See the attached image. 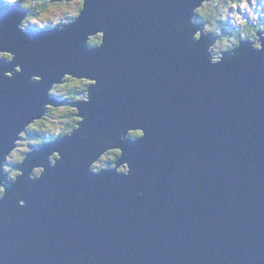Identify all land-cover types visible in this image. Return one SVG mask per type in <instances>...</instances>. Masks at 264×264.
<instances>
[{
  "label": "water",
  "instance_id": "water-1",
  "mask_svg": "<svg viewBox=\"0 0 264 264\" xmlns=\"http://www.w3.org/2000/svg\"><path fill=\"white\" fill-rule=\"evenodd\" d=\"M208 1L85 0L63 31L39 32L17 28L18 3L0 6V51L14 57H0V264H264V50L239 41L244 54L217 65L197 55L217 40L188 23ZM98 30L99 48L83 46ZM14 65L21 72L4 77ZM65 72L96 81L88 103L46 94ZM45 103L83 122L26 153L8 181L17 133ZM125 131L141 135L120 142ZM105 146L131 175L89 171ZM35 166L45 171L30 180Z\"/></svg>",
  "mask_w": 264,
  "mask_h": 264
},
{
  "label": "clouds",
  "instance_id": "clouds-1",
  "mask_svg": "<svg viewBox=\"0 0 264 264\" xmlns=\"http://www.w3.org/2000/svg\"><path fill=\"white\" fill-rule=\"evenodd\" d=\"M211 1V0H210ZM0 3H3V4H15L16 3V0H0ZM252 3H255V0H252ZM72 4L74 5L75 7V10L70 12L69 15L67 16H64L60 21H58L57 23H54V24H46V25H43V26H35L34 24H29L26 20L24 19H21L20 22L17 24V28L21 31H24V32H27L25 29L28 25H34L36 27V29H34V31H43V30H56V31H63L65 26L74 22L81 14L82 12V9L84 8V5H85V0H72ZM205 4V3H204ZM203 4V5H204ZM202 5V6H203ZM25 7H28V4L26 3L24 5ZM201 6V7H202ZM228 6L232 7L233 9H235V7L237 6L235 3L232 2V0H228ZM199 7L198 9L194 11H191V16L189 17V25L191 27H195L197 25V23H202L204 25L205 28H207V21H202V20H199L198 18H196L197 16V12L198 10L201 8ZM239 7H241L242 9H245L249 12V16L252 20H255L256 17L255 15H253L251 13V10L248 8V4H247V0H241L240 4H239ZM20 8V7H19ZM20 10L22 11H25L26 12V16L28 15V11L26 10H23L20 8ZM224 12L227 11V9L225 8L223 10ZM25 16V17H26ZM232 16L236 22L237 25H234L232 23V19L229 18L227 21L226 20H221V26L220 25H215L217 26V30L216 31H209V29L207 31H204L205 29H203V33L204 34H212L214 35L215 37H217V40L219 41H222L223 39H225L228 36H230L231 34L229 33L228 29H233V30H242L243 28H248V30H254L253 33H256V32H264L262 30H259V25L258 23H253V22H250V26L248 25L249 22H246V25H244V21L239 17V15H236L235 12L232 13ZM221 19H223V16L220 17ZM224 26V30H221V27ZM262 27H264L262 25ZM215 28V27H214ZM216 29V28H215ZM261 29V28H260ZM181 30V26L178 25L177 28H176V31H180ZM189 29H184V31H188ZM97 32H103V30H98V31H95L94 33H90V34H87L84 38V40L82 41V45L85 46V47H88V48H99V47H94L92 45H90V43L88 42L89 39L92 37L93 34L97 33ZM215 32V33H214ZM250 32V33H251ZM249 33V35H250ZM246 34V33H245ZM264 34V33H263ZM263 34H260V36L262 38H260V40L254 44H251L250 45V48L251 50H254V51H262L264 50V43H262V39H264V36ZM256 37V35H255ZM246 38H249V37H246ZM251 39V38H250ZM201 40V29L200 28H195V30L192 31V34H191V38L190 40L188 41V47L189 48H192L193 46V42H198ZM239 41H249L245 38H240ZM238 41V42H239ZM238 42L237 44H233L232 48L230 50H224V51H219V52H216L215 51V45H209V44H206L205 47L201 48V49H198L196 54L199 55V56H203V57H206L207 59V62L210 64V65H217L219 63H222L224 60H227L229 63L233 62L234 60H238L240 58L241 55L244 54L243 50L240 49V46H238ZM250 43H252V41H249ZM240 49L239 52H237V50ZM8 51H0V56H4V57H12L11 59H7L9 61H12L14 59L13 56H9L8 55ZM215 53V54H213ZM21 72V68L19 65H14L12 70L10 72H4L3 73V76H5V73L8 74L7 77H11L13 73H20ZM69 75L73 76V77H77V76H74L68 72H65L61 77H60V81L59 82H52L50 87L47 89V95L48 96H51V97H54L56 98L59 102H63V103H73L75 101H79V102H84V103H88L89 102V93H88V90L87 88L82 90L81 92L79 93H82L80 95L77 96V100H74L73 102H67L65 101L64 99H60L58 96L55 95L56 93V89L57 87L59 86L60 82L63 81V79L67 76L69 77ZM6 77V78H7ZM80 77H83V76H80ZM41 80V77L38 76V75H32L29 77V82L32 83V82H38ZM92 81H95L93 79H90ZM96 82V81H95ZM94 83V82H93ZM92 83V84H93ZM96 84V83H95ZM91 85V84H90ZM77 93V94H79ZM49 105V103H45L43 104L42 106V112L44 111V109ZM75 109V108H74ZM47 111H48V108H47ZM83 116L80 115V118H79V122L76 123V124H73L71 127L69 128H65V129H61L59 132L56 133V136L54 137V139L56 140L57 138H63V137H66V136H70L74 131H77L79 129V126L80 124L83 122ZM27 125V124H26ZM25 125V127H26ZM24 127V128H25ZM29 127V126H28ZM27 127V128H28ZM133 132V131H131ZM130 132V133H131ZM137 132V131H135ZM21 131H19L17 133V136L19 137ZM29 132L28 130L26 129L25 131V134L27 135ZM141 135V134H140ZM85 139H88V137L86 136ZM119 140L120 142H124L126 140H131L128 138L127 136V131L124 132L123 135H121L119 137ZM52 141V140H51ZM48 142V141H47ZM19 143V139H16L14 141V147H12V149L8 152L9 154L13 153L14 150H15V145ZM46 143V142H44ZM44 143L40 144V146H42ZM95 143L97 144H101V143H104V141L102 140V138H97L95 140ZM39 148V147H38ZM38 148H35V149H38ZM111 148H117V147H110V146H105V149L100 152L98 154V156L91 161V163L88 165V169L91 173L93 174H97L99 172H101L102 170H108V169H114L115 170V173L117 174H123L124 176H129L131 175V172H130V168H129V164L128 162H122L119 167H114V166H111L108 164L107 161H105V166L104 167H100L98 165V161L102 158V154L104 153H107L109 149ZM119 148V147H118ZM34 149V150H35ZM56 152V151H55ZM57 153V156H56V159L53 163L49 164V166H54L55 165V162L57 160L60 159V155L58 152ZM49 156L47 157V160H48ZM55 158V157H53ZM53 158L51 157V161H53ZM122 166V167H121ZM0 167H2V165H0ZM35 167H41L43 169L42 173L45 171V169L42 167V166H35ZM3 172V171H2ZM5 173V172H3ZM22 175V172L19 170V169H16L10 173L7 174L6 176V179L8 181H11V182H15L16 179H17V176H21ZM42 174H38L36 176H33L32 172L30 171L28 173V178L30 180H35V179H38L39 177H41ZM151 182V178H150V181ZM118 186V185H116ZM6 194V188H5V182L4 181H0V199H2ZM142 195L141 192H137L136 193V196L137 197H140ZM21 196V193H17L16 194V204L18 207H23L24 206V200L20 198Z\"/></svg>",
  "mask_w": 264,
  "mask_h": 264
},
{
  "label": "rangeland",
  "instance_id": "rangeland-1",
  "mask_svg": "<svg viewBox=\"0 0 264 264\" xmlns=\"http://www.w3.org/2000/svg\"><path fill=\"white\" fill-rule=\"evenodd\" d=\"M37 1L38 2H36L35 4V7H36L35 13L31 15H29L28 13V15L23 18L24 20H28L29 24H34L37 27L43 26L46 24L57 23L64 16L69 15L70 12L75 10L74 5L72 4V0H68V1L61 0L59 2L53 1L49 3H48L49 0H37ZM232 2L237 5L235 9L228 6V0H211V1L205 2V4L200 9H202V11L206 13V15L210 16L211 22L206 23L207 28L204 27L203 28L205 29L204 31H207L208 29L211 30L212 27L213 28L215 27L217 30V26L215 25L221 26V20L227 21L229 18L232 19V23L234 25H237L232 16L233 12H235L236 15H239V17L244 21V25H246V22H249L248 24L249 26H250V22L258 23L259 27L261 28V29L259 28V30L264 31V27H262V25L264 26V0H255V3H252V0H247L248 8L251 10V13L255 15L256 17L255 20H252L250 18L249 12L247 10L239 7L241 0H232ZM1 5H10V4L0 3V6ZM225 8L227 9L226 12L223 11ZM212 9H214L213 12L211 11ZM221 16H223V19L220 18ZM34 25H28L25 30L27 32H36L34 31V29H36ZM102 35H103L102 32H97L93 34L92 35L93 41H96V42L99 41V43H97L99 45L101 42ZM251 36H252L251 39L250 38H245V39L252 41L253 44L256 43L258 41V38L255 37V33H252ZM212 45H215L216 52L230 50L232 48V47H226L225 46L226 44H221L219 40H215L212 43ZM0 57H4V56H0ZM69 78L70 80L68 82L65 81L66 77L63 79V81L60 82L59 87H58L59 89L58 93H60L59 95L66 94L68 91H71V90H78L80 92L94 84L93 83L94 81L92 80H88V81H86L87 79L79 80L80 78L75 79V78H71L70 76ZM76 98L77 97H75L74 100H77ZM67 113L68 112H67L65 105L61 107L57 106L54 108L48 105V111L43 116V118L29 125L28 132L30 133L26 135L25 132H22L20 134L21 139L19 140V143L16 144L14 152L10 154L9 156L10 158L7 159V161L4 163V170L8 173L12 172V170L16 166L21 164V161L24 155L28 153V151L30 152V151H33L35 148L40 147V143L37 141L35 137L33 138L31 136V132L33 131L34 132H44V131H49L50 129H54L56 131L55 133H57L58 130L62 129L65 123L70 120V117H67ZM76 114H77V111L75 110L74 119L76 120V122H78V116ZM44 118H45V127L41 129L40 125L44 121ZM138 138H139V135H135V137H132L131 139L136 140ZM116 150L117 149H109L107 153H115V154L117 153L118 155L119 151H116ZM107 153H104V155ZM56 156H57V153L53 152V154L50 157L53 158ZM40 171H41L40 167L38 168L36 167L34 168L33 173L38 175Z\"/></svg>",
  "mask_w": 264,
  "mask_h": 264
},
{
  "label": "trees",
  "instance_id": "trees-1",
  "mask_svg": "<svg viewBox=\"0 0 264 264\" xmlns=\"http://www.w3.org/2000/svg\"><path fill=\"white\" fill-rule=\"evenodd\" d=\"M17 2H18L19 7L21 9L28 11L29 15L35 13V10H36L35 4H36V2H38L37 0H16V3ZM26 3L28 4V7H25L24 6ZM211 11L213 12L214 9H212ZM196 18H198L199 20H202V21L211 22L210 16L209 15H206V13H204L202 11V9H199L198 10ZM26 21L28 22V20H26ZM224 29H225L224 27H221V30H224ZM209 31L213 32V31H216V29L212 27L211 30L209 29ZM228 31L231 34L230 36H228L229 39H227V37H226L225 39H223L222 41H220L221 44H226L225 45L226 47H232L233 44L236 45L237 42L240 40V38H246V37L251 38L252 37L251 34L254 32V30H252V32H251V30H248V28H246V29L243 28L242 30L228 29ZM249 33H250V35H249ZM88 42L90 44H92V45H98L97 43H99V41H97V42L96 41H93V38L92 37L89 39ZM69 80H70V78L67 77L65 81L68 82ZM79 80H81V79H79ZM58 87L56 89L55 95L58 96L60 99H64L67 102H73L74 99H75V97H77L78 90H71V91H68L66 94L59 95L60 93H58L59 92L58 91L59 90ZM65 106H66V109H67V112H68L67 113V117H70V120L65 123V125H64V127L62 129L69 128L73 124H76L77 123L76 120L74 119V111H75V109L73 107L68 106V105H65ZM40 126H41V129L45 127V118H44V121L41 123ZM27 130H28V128H27ZM60 130H58V132ZM55 132L56 131L54 129H50L49 131H44V132H34L33 131V132H31V136L33 138L35 137L37 139V141L40 144H42L44 142L53 140L54 137L56 136V133ZM129 135L131 137H135V135H140V132H135L134 131V132H131ZM116 157H117V153L116 154L115 153H107V154L103 155L102 158L98 161V165L100 167H104L105 166V161H107L109 165H112V163L114 162V160L116 159ZM9 158L10 157H8V159Z\"/></svg>",
  "mask_w": 264,
  "mask_h": 264
},
{
  "label": "bare ground",
  "instance_id": "bare-ground-1",
  "mask_svg": "<svg viewBox=\"0 0 264 264\" xmlns=\"http://www.w3.org/2000/svg\"><path fill=\"white\" fill-rule=\"evenodd\" d=\"M90 45H92V44H90ZM92 46H94V45H92ZM80 79H85V78H80ZM86 81H88V80H86ZM54 108V107H53ZM36 122V121H35ZM31 125V124H30ZM134 132V131H133ZM49 142V141H48ZM47 143V142H46ZM116 151H118V150H116ZM29 152V151H28ZM24 158V157H23ZM112 166V165H111ZM38 168V167H37Z\"/></svg>",
  "mask_w": 264,
  "mask_h": 264
},
{
  "label": "snow or ice",
  "instance_id": "snow-or-ice-1",
  "mask_svg": "<svg viewBox=\"0 0 264 264\" xmlns=\"http://www.w3.org/2000/svg\"><path fill=\"white\" fill-rule=\"evenodd\" d=\"M12 57H7V59H11Z\"/></svg>",
  "mask_w": 264,
  "mask_h": 264
}]
</instances>
